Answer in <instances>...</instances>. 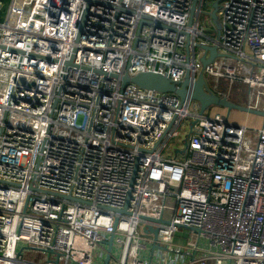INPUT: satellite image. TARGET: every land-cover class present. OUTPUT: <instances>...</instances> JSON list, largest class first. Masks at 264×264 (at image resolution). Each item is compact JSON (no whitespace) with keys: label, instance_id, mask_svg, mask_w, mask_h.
<instances>
[{"label":"built area","instance_id":"1","mask_svg":"<svg viewBox=\"0 0 264 264\" xmlns=\"http://www.w3.org/2000/svg\"><path fill=\"white\" fill-rule=\"evenodd\" d=\"M214 1L198 0L190 24L194 0H11L0 20V264H105L112 235L108 264H264V119L211 117L191 96L203 73L228 99L246 84V105L264 111V0H219L207 33L200 17ZM203 44L222 55L204 65ZM97 69L188 78V95Z\"/></svg>","mask_w":264,"mask_h":264},{"label":"water","instance_id":"2","mask_svg":"<svg viewBox=\"0 0 264 264\" xmlns=\"http://www.w3.org/2000/svg\"><path fill=\"white\" fill-rule=\"evenodd\" d=\"M197 1L198 0H194L192 8H191L190 24H192L194 16H195ZM212 7L213 9L211 11V17H212L213 22L217 24L218 22L217 11L219 8V0L214 1L212 4ZM200 46L206 51V53L209 52L210 54L209 57H207L206 55H203L201 57V61L204 65L211 63L216 56L222 55V53L219 52L218 47L216 45L210 46V45L203 44ZM67 64H73V58L69 60ZM96 71L99 73H103L105 76L120 78L123 86L129 83H134L140 87L150 89V90H155L158 92H172L180 96L182 100L187 98V95H188V91H187V85L189 83L188 78H186L181 83V85L178 86L177 83L173 82L165 75L158 73V72H154V71H141L134 75H131L129 72H126L123 75H119L115 73H107L103 70H98V69ZM191 96L200 102V106H201L200 112L201 113H204L206 109H208L212 105H221L228 110L227 116L229 115L230 111L233 108L260 114L264 116V111L260 109L252 108L248 105H241V104L235 103L234 101H232L231 99H228L227 97H221L217 95L216 93L209 91L208 88L206 87L205 77L203 73L199 75V78L197 82L195 83L194 90ZM119 211H126V209L119 210ZM146 218L150 220H155L154 218H151V217H146ZM180 227L190 228L188 226H182V225H180ZM145 231L146 232L152 231L155 234V236L157 234V229H154L151 226H148L145 229ZM113 238H114V235H112L111 238L107 241L108 254L105 258V264H108L109 259H110V253H111L112 245H113Z\"/></svg>","mask_w":264,"mask_h":264},{"label":"rangeland","instance_id":"3","mask_svg":"<svg viewBox=\"0 0 264 264\" xmlns=\"http://www.w3.org/2000/svg\"><path fill=\"white\" fill-rule=\"evenodd\" d=\"M10 2L11 0H2L0 20H3L5 18ZM210 8H211V5L207 4V6L204 8V11L200 17V22L202 25L205 26V31L207 33H213V26H214V22L209 14ZM210 82L213 84L212 80ZM211 83H210V86L213 87ZM222 83L223 81L220 82L219 87L224 88ZM224 84L226 85V83ZM230 87H231L230 99L232 101H234L235 103L241 104V105L248 104L249 87L246 84L242 82H235ZM226 88H228V86ZM227 111L228 110L221 105H212L211 107L206 109L205 113L211 117H221L223 116V114L227 115ZM228 118L233 123L245 124L251 127H258L262 125L264 116L260 114L233 108L230 111ZM180 143H181L180 138L174 139L172 141V145H179ZM181 232L184 235V238L178 241L180 243H186V238L189 237L190 231L188 229H183ZM191 239H196V235L194 233L192 234ZM23 256L28 259H38L39 260L41 254L40 252L35 251V250H28L24 252Z\"/></svg>","mask_w":264,"mask_h":264}]
</instances>
